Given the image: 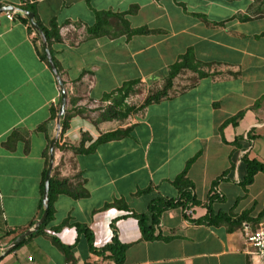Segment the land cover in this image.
Returning <instances> with one entry per match:
<instances>
[{
	"label": "crops",
	"instance_id": "crops-1",
	"mask_svg": "<svg viewBox=\"0 0 264 264\" xmlns=\"http://www.w3.org/2000/svg\"><path fill=\"white\" fill-rule=\"evenodd\" d=\"M23 1L0 7L29 4L41 26L56 24L49 53L64 109L68 95L78 97L72 107L89 108L129 82L155 91L186 55L205 71L182 70L164 98L122 121L94 127L72 116L60 145L83 129L91 135L84 152L53 151L50 216L2 254L42 213L59 88L26 18L0 12V264H116L109 252L92 253L88 233L96 251L114 233L120 264H261L245 236L264 221V171L240 184L242 159L264 165V19L248 20V0ZM125 23L146 32L126 35ZM114 131L116 139L95 143ZM180 173L195 203L163 209L152 239H142L135 216L176 198Z\"/></svg>",
	"mask_w": 264,
	"mask_h": 264
},
{
	"label": "trees",
	"instance_id": "trees-1",
	"mask_svg": "<svg viewBox=\"0 0 264 264\" xmlns=\"http://www.w3.org/2000/svg\"><path fill=\"white\" fill-rule=\"evenodd\" d=\"M23 1V0H22ZM24 2V1H23ZM23 11H27L32 13L33 17L35 16L34 14V10L33 7L29 4H25L24 6H22L21 8H19ZM104 14H107L104 13ZM127 14V13H126ZM11 15V14H10ZM99 15H96V18ZM16 19H19L20 17L15 15ZM27 21L26 19H22L21 21ZM34 23L38 26L40 32L42 33L45 43H46V47L49 51L50 45L54 42L59 41V36H58V30H57V26L55 23L50 22L48 25V28H45L43 26H41V24L37 21L34 20ZM100 26L99 24L96 26H93L91 28L87 29V34L90 36H96L98 34V30H99ZM29 31H32L31 28L28 26ZM146 30L144 28H140L138 30H130L127 26V24L125 23V34L129 35V34H143L145 33ZM38 56L40 57L41 60H43L46 64V60H45V56L43 53V48L42 46L39 44V50H38ZM187 55L182 57L180 60H182L183 58L186 59ZM52 63L55 64L54 60L51 58ZM177 63L173 64L168 71V74L165 78L164 81H166L165 87L169 88L171 85V80L173 78V76L175 75L176 71H177ZM116 91H119L116 90ZM165 90H160L157 93L147 96V98L144 100V102L142 103V108L145 107L146 105L152 103V102H158L159 100H161L162 98L165 97ZM141 108V109H142ZM56 114V110H51V115L52 117H54ZM63 118V119H62ZM62 122H59V127H60V136L64 133V131L67 129V125L66 122L64 121V117H61ZM235 118L231 119L230 122L234 123ZM65 122V123H63ZM119 136V132L118 131H114L112 133H106L103 134L101 136H99L95 143L98 142H106V141H110V140H114ZM60 150V149H59ZM87 150V149H86ZM85 150V151H86ZM79 152H84L83 150V145L81 146L79 144L78 149H74V153H79ZM47 154H45V163L47 165ZM240 163L242 164L243 168H244V175L242 176V179L240 180V184L241 185H248L251 183L253 176L257 173V172H263L264 171V165L256 162L255 160H246V159H242L240 161ZM46 170H44V172L42 173V178H41V188L40 191H42V186H43V179H44V175H45ZM184 174L180 173L176 178L174 183L177 185L178 188V196L174 199H171L169 201L166 202H161L159 203H155L152 206L149 207V212L148 214H140L135 216L136 222H137V226L138 229L140 231L141 237L144 240H150L152 239L153 235H152V227L153 225L157 222L158 217L161 213V211L163 209H168V208H174V207H181L182 209H184L186 207V205H190V204H194L195 200L194 197L192 196V194L190 193L191 190V186L188 182H186V180L183 178ZM52 186H53V180L52 178L49 179V186H48V195H47V212H46V217L44 222L42 223V225L39 226V229L42 228V226L45 224V222L48 220L49 216H50V212H51V199H52ZM214 186L212 184L210 191H212V196H214L216 193L213 191L214 189H212ZM212 189V190H211ZM78 195H81L80 193H77ZM211 196V197H212ZM82 229H78V231H81ZM82 231L86 232L85 229H83ZM88 237V242H89V246L90 249L92 251V253H96L97 255H101L104 252H109V254L112 256V258L114 259L116 264H120L122 262L123 259V252H124V246L120 245L116 239H115V234H112L111 237V241L110 243L102 248L99 251H96L92 245H91V236L88 233L87 235ZM57 243V242H56ZM58 244V243H57ZM59 245V244H58ZM63 248V247H61ZM64 249V248H63Z\"/></svg>",
	"mask_w": 264,
	"mask_h": 264
},
{
	"label": "rangeland",
	"instance_id": "rangeland-1",
	"mask_svg": "<svg viewBox=\"0 0 264 264\" xmlns=\"http://www.w3.org/2000/svg\"><path fill=\"white\" fill-rule=\"evenodd\" d=\"M230 1V0H225ZM233 1H245V0H233ZM241 16L240 18H242ZM245 17V16H244ZM247 18V17H245ZM264 19V0H248V20L249 19ZM107 24L109 27H111V21H107ZM120 30V29H119ZM116 29L114 30L112 28L109 29V34H114ZM177 71L175 75H178L182 70H186L189 72L196 73L197 72H204L205 68L203 66H200L193 61H190L188 57L183 58L177 63ZM194 75L197 76V75ZM174 75V76H175ZM173 76V77H174ZM166 81H163L162 85L157 90L153 91H147L142 88V86L136 82H129L123 84L121 89L119 91H114L110 94H105L100 96L98 102H94L91 107L86 108L85 106L81 108H74L75 100L78 99V97H72L68 95L66 96V108L64 109V113L62 116L64 117V121L66 122L67 129L69 127L68 121L72 116L78 115L82 118L87 119L94 127H96L97 124L105 122V121H122L124 118L130 117L133 114L137 113L142 108V103L147 98V96L153 95L157 93L160 90L167 89L165 87ZM80 98V97H79ZM71 104V107H70ZM58 113V105H57V111ZM61 119V118H60ZM63 119V118H62ZM61 119V122H62ZM63 122V123H65ZM90 128V126H89ZM66 129V130H67ZM60 127L58 134L56 135V139L54 141V148L52 149V152L55 149L62 150H70L74 152V149H78L79 144L82 146L87 141L90 140V133L88 131H84L83 129H80L77 141L74 143H68L63 142L60 145ZM75 144V145H73ZM48 155V153H47ZM256 185L259 184V181L256 180Z\"/></svg>",
	"mask_w": 264,
	"mask_h": 264
},
{
	"label": "water",
	"instance_id": "water-1",
	"mask_svg": "<svg viewBox=\"0 0 264 264\" xmlns=\"http://www.w3.org/2000/svg\"><path fill=\"white\" fill-rule=\"evenodd\" d=\"M0 12L14 13V14L21 15L24 18H26L28 21L29 27L38 34V36L41 40L45 60L48 64L49 68L53 72L54 78H55L57 85H58V88H59V108H58V113L56 116V125H55L56 126V135H57L58 131H59V119L61 118V116L63 114V109H64V105H65V92H64V88L62 86L61 80L55 71L54 65H53L52 60H51L50 53L46 47L44 37H43L42 33L40 32L38 26L34 23L32 13L20 10V9L12 7V6L0 7ZM54 141H55V138L48 146V164H47L46 172H45L44 179H43V186H42V193H41L42 213H41L40 217L38 218V220L36 221V223L32 226V228L24 231L23 233L19 234L16 238H14L2 254L9 253L13 248H15L18 244H20L24 240L25 237H28L32 232H35L38 229V227L40 225H42V223L45 220L46 212H47V203H48L47 195H48V186H49V174H50V170H51L52 163H53L52 149H53Z\"/></svg>",
	"mask_w": 264,
	"mask_h": 264
},
{
	"label": "built area",
	"instance_id": "built-area-1",
	"mask_svg": "<svg viewBox=\"0 0 264 264\" xmlns=\"http://www.w3.org/2000/svg\"><path fill=\"white\" fill-rule=\"evenodd\" d=\"M9 17L8 13H5ZM184 215H189V210H183ZM245 243L259 257L261 264H264V221L258 224L257 228L249 231L245 236ZM1 252L3 249L0 250Z\"/></svg>",
	"mask_w": 264,
	"mask_h": 264
}]
</instances>
